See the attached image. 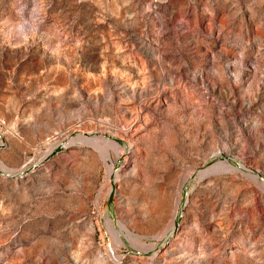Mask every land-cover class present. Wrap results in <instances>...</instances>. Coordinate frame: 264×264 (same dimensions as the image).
<instances>
[{
    "label": "rangeland",
    "instance_id": "1",
    "mask_svg": "<svg viewBox=\"0 0 264 264\" xmlns=\"http://www.w3.org/2000/svg\"><path fill=\"white\" fill-rule=\"evenodd\" d=\"M0 264H264V0H0Z\"/></svg>",
    "mask_w": 264,
    "mask_h": 264
},
{
    "label": "bare ground",
    "instance_id": "2",
    "mask_svg": "<svg viewBox=\"0 0 264 264\" xmlns=\"http://www.w3.org/2000/svg\"><path fill=\"white\" fill-rule=\"evenodd\" d=\"M176 198H177V197H176ZM177 200H178V199H177ZM177 200H176V201H177Z\"/></svg>",
    "mask_w": 264,
    "mask_h": 264
}]
</instances>
